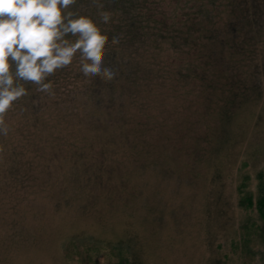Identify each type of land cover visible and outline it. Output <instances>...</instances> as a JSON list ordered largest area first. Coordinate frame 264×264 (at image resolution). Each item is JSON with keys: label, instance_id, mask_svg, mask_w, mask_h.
<instances>
[{"label": "rangeland", "instance_id": "1", "mask_svg": "<svg viewBox=\"0 0 264 264\" xmlns=\"http://www.w3.org/2000/svg\"><path fill=\"white\" fill-rule=\"evenodd\" d=\"M159 94L158 120L130 144L78 120L43 136L17 121L0 136V264H73L77 239L79 254L96 248L86 264L115 262L122 248L132 264H264V232L215 244L238 217L237 170L264 169V98L225 119L218 92L189 105Z\"/></svg>", "mask_w": 264, "mask_h": 264}, {"label": "trees", "instance_id": "2", "mask_svg": "<svg viewBox=\"0 0 264 264\" xmlns=\"http://www.w3.org/2000/svg\"><path fill=\"white\" fill-rule=\"evenodd\" d=\"M72 7L104 38L103 65L114 76L81 79L74 60L49 77L54 94L26 84L29 92L6 113L8 132L1 138L14 136L17 121L40 128L43 136L48 123L78 120L93 136L111 134L130 144L132 135H145L147 125L152 130L158 120L152 109L162 101L159 93L164 102L189 105L213 103L212 93L218 92L225 119L237 115L242 105L264 98V0H77ZM101 14L107 18L102 25L96 23ZM113 36L118 38L115 43ZM164 117L178 119V114ZM90 150L99 152L96 147ZM245 168L247 164L239 167L235 181L231 177L238 217L226 221L232 226L220 244L217 237L219 249L227 240L236 243L233 237L244 231L264 232V169L252 178L247 173L241 176ZM78 243L80 239L71 256L79 260L71 261L86 264L96 248L88 245L82 255ZM118 255L106 264L134 262L130 249L122 248Z\"/></svg>", "mask_w": 264, "mask_h": 264}, {"label": "clouds", "instance_id": "3", "mask_svg": "<svg viewBox=\"0 0 264 264\" xmlns=\"http://www.w3.org/2000/svg\"><path fill=\"white\" fill-rule=\"evenodd\" d=\"M77 0H0V134L8 132L5 115L29 92L26 84L49 95L58 69L72 65L81 79L114 72L103 65L105 44L86 17L72 5ZM107 18L98 15L97 24ZM113 36V42H117Z\"/></svg>", "mask_w": 264, "mask_h": 264}]
</instances>
